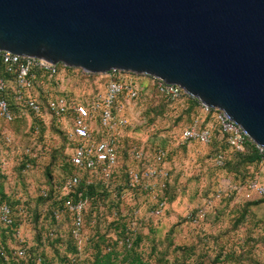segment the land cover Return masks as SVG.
Listing matches in <instances>:
<instances>
[{"label":"rangeland","instance_id":"rangeland-1","mask_svg":"<svg viewBox=\"0 0 264 264\" xmlns=\"http://www.w3.org/2000/svg\"><path fill=\"white\" fill-rule=\"evenodd\" d=\"M136 76L138 87L151 88L150 77ZM72 83L68 88L77 95L87 91L84 81ZM138 104L130 111L135 125L117 165L108 172L82 174L92 189L79 239L72 236V218L62 204L68 192L65 177L73 171L63 126L28 112L12 121L0 117V202L13 205L24 244L41 258V263L16 260L18 237L0 223L6 264H68L70 256L77 264H96L107 253L112 264H137V259L148 264H264V195L245 186L252 177L264 178V166L249 165L247 154L225 148L230 162L218 167L215 146L179 142L181 129L203 116L199 107L183 112V98L164 103L149 90ZM132 148L143 158L132 155ZM158 148L165 151L159 164L164 174L131 185L133 173L158 166L153 157ZM158 199L165 207L156 216L152 210Z\"/></svg>","mask_w":264,"mask_h":264},{"label":"water","instance_id":"water-1","mask_svg":"<svg viewBox=\"0 0 264 264\" xmlns=\"http://www.w3.org/2000/svg\"><path fill=\"white\" fill-rule=\"evenodd\" d=\"M0 49L177 84L264 146V0H0Z\"/></svg>","mask_w":264,"mask_h":264},{"label":"built area","instance_id":"built-area-1","mask_svg":"<svg viewBox=\"0 0 264 264\" xmlns=\"http://www.w3.org/2000/svg\"><path fill=\"white\" fill-rule=\"evenodd\" d=\"M60 64L0 49V117L12 121L16 114L28 112L44 122L53 119L63 126L68 140V162L73 167V171L65 177L68 191H75L74 188L82 181V174L108 172L117 165L123 139L135 125L130 111L137 109L135 100L141 92L155 90L169 102H177L186 94L177 84L144 74L111 69L96 73V89L85 95L83 100H78L67 91L70 78L66 74L65 65ZM136 75L150 77L151 88L143 90L138 87ZM200 109L203 116L196 117L181 129L179 142L209 144L214 132H218L220 139L223 138L232 151L245 150L250 139L239 124L225 116L219 108H210L200 103ZM255 146L261 155L260 165L264 166V146ZM130 152L137 158H143V152L136 148ZM164 156V149L158 148L153 156L158 166L149 164L142 172L133 173L130 184L134 186L141 181L162 176L163 167L159 164ZM213 161L215 166L222 167L224 152H215ZM245 186L264 195V178L260 176L249 180ZM231 187L238 190L241 185ZM77 196L76 199L68 196L63 200L64 208L72 215L71 233L75 239L84 235L87 203L81 192ZM164 207V201L158 199L152 213L158 216ZM12 215L9 204L0 203V222L5 226L12 225ZM14 233L19 241L14 250L16 260L32 259L41 263L40 257L30 256L20 229L15 228ZM48 235L54 236V230H50ZM1 257L6 263L9 262V256L2 249ZM77 262L75 256H70L68 264Z\"/></svg>","mask_w":264,"mask_h":264},{"label":"trees","instance_id":"trees-1","mask_svg":"<svg viewBox=\"0 0 264 264\" xmlns=\"http://www.w3.org/2000/svg\"><path fill=\"white\" fill-rule=\"evenodd\" d=\"M60 66H63L62 64H60ZM65 70H66V74L67 76L70 78L68 84H67V91L69 92V94L75 98H77L78 100H83L84 96L85 95H88L90 94L93 90L96 89V84L94 83V80L95 78L97 77V74L96 73H84L81 69L79 68H76V67H67V66H64ZM77 81V82H76ZM84 81L86 83V86H87V91L83 92L82 94L80 95H77L75 92H73L70 88L68 87H71L73 86V83H76V84H79L78 82H82ZM72 88V87H71ZM154 93H156L157 95H159L162 100L164 101V103H170L167 99H165L164 97H162L157 91L153 90ZM145 92H141L139 94V96L137 97V99L135 100L136 101V104L139 103V100L141 99V97L144 95ZM183 99L185 100V102L187 103V106L186 108L183 110L184 111H188V112H191L193 109H195L196 107H199L200 108V103L198 100H196L195 98L189 96V95H184L183 96ZM139 105V104H138ZM30 114V113H29ZM30 116H33L32 114H30ZM19 115H15L14 119L15 120L16 118H18ZM36 119V117H34ZM191 123V122H190ZM189 124V123H188ZM186 124V125H188ZM185 125V126H186ZM127 135V134H126ZM126 137V136H125ZM125 137L123 139V143H124V140H125ZM210 145H213L216 147V152L218 150H222L224 152V165L222 166L223 168L227 165L228 161L230 158H228V156H226V153H225V148H229L227 143L225 142V140L222 138L220 139V135L218 132H214V136H213V139L211 141V143H209ZM123 147V146H122ZM121 147V148H122ZM121 150V149H120ZM235 155H241V154H247V162L249 165H252V164H256V165H260V160H261V155L258 151V149L256 148L255 144L251 141V140H248L247 141V144H246V148L244 151L242 152H235L233 151ZM67 161H68V158H67ZM230 162V161H229ZM69 163V162H68ZM70 165V163H69ZM71 166V165H70ZM72 170H73V167L71 166ZM86 175V174H85ZM254 177H252L251 179H253ZM250 179V180H251ZM75 191H68L67 194L65 195V197H68V196H72L74 199H76L78 196H77V193L78 192H81L82 193V196L84 198H87V195L88 194H91V189H92V185L90 183H87L85 182V179L84 177H82V181L80 184H78L75 188ZM0 203H4V202H0ZM5 203L9 204V206L11 207V210H12V216H13V223L12 225H8V227L11 229L12 232L15 231V228H16V216H14V207L12 204H10V202L8 201H5ZM63 204V202H62ZM64 207V206H63ZM68 213H70L66 208H64ZM71 215V213H70ZM71 218H72V215H71ZM1 223V222H0ZM29 254L31 257H35L34 256V252L33 251H29ZM109 257H110V254L107 253V254H104V256L101 257V259H98L96 264H112L109 262ZM29 260H32V259H29ZM0 261L3 263V264H6L5 261L2 260V257L0 258ZM69 262V260H68ZM14 262H11V264H13ZM137 264H148L147 262H143L139 259H137Z\"/></svg>","mask_w":264,"mask_h":264}]
</instances>
